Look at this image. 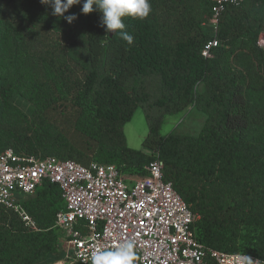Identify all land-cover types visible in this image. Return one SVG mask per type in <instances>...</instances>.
I'll use <instances>...</instances> for the list:
<instances>
[{
	"label": "trees",
	"instance_id": "obj_1",
	"mask_svg": "<svg viewBox=\"0 0 264 264\" xmlns=\"http://www.w3.org/2000/svg\"><path fill=\"white\" fill-rule=\"evenodd\" d=\"M149 2L147 18H122L128 44L99 26L101 13L83 14V0L61 17L40 0H0V152L114 164L125 175L145 174L158 155L164 181L198 216L195 238L264 262V0L225 6L209 58L200 50L213 0ZM138 106L148 124L140 150L123 133ZM192 107L204 115L195 135L160 134L166 115ZM24 206L40 230L0 208V264H52L59 187L44 180Z\"/></svg>",
	"mask_w": 264,
	"mask_h": 264
},
{
	"label": "built area",
	"instance_id": "obj_2",
	"mask_svg": "<svg viewBox=\"0 0 264 264\" xmlns=\"http://www.w3.org/2000/svg\"><path fill=\"white\" fill-rule=\"evenodd\" d=\"M242 0H213L211 15L203 26L211 38L204 43L203 58L213 55L221 12ZM264 43V41H262ZM143 175L122 174L114 164L90 161L83 166L55 156L36 158L0 152V208L25 229H40L24 206L44 180L59 187L64 203L54 217L62 230L72 264H87L95 248H112L131 240L136 264H238L243 253L224 252L199 242L192 231L198 219L171 182L164 181L158 155L144 166ZM249 257L253 264L260 261ZM262 262V261H261Z\"/></svg>",
	"mask_w": 264,
	"mask_h": 264
},
{
	"label": "clouds",
	"instance_id": "obj_3",
	"mask_svg": "<svg viewBox=\"0 0 264 264\" xmlns=\"http://www.w3.org/2000/svg\"><path fill=\"white\" fill-rule=\"evenodd\" d=\"M42 4L51 5L53 14L61 17L74 4H80L81 0H40ZM95 5V8L93 7ZM93 11L101 13L99 26L105 31L116 33L128 44L134 42V37L125 31L124 17L143 20L152 11L149 0H83L81 12L88 14ZM71 24L77 16L75 14L64 17ZM87 264H136L137 253L133 241L128 240L119 243L112 248H95L90 256L86 257ZM238 264H253V261L242 254L238 257ZM256 264H264L257 261Z\"/></svg>",
	"mask_w": 264,
	"mask_h": 264
},
{
	"label": "rangeland",
	"instance_id": "obj_4",
	"mask_svg": "<svg viewBox=\"0 0 264 264\" xmlns=\"http://www.w3.org/2000/svg\"><path fill=\"white\" fill-rule=\"evenodd\" d=\"M93 7L95 8V5ZM203 28L205 31L209 30L208 27L203 26ZM262 41H264V33L260 34V37L257 42V45L260 48L264 49V43H262ZM202 88V84L198 83L196 91L201 92ZM18 101L20 103L21 109L25 112H28L29 106L22 103L21 100ZM203 121L204 115L202 114V112L199 109L192 107L185 112L173 115H166L163 118L160 134L166 135L172 130H175L179 134L195 135L200 130ZM123 133L128 147L136 150L142 149V141L148 133V124L145 118L144 109L142 107L138 106L133 112L131 119L124 124ZM31 198L27 200H30ZM50 228L55 230V233L57 235V254L50 257V261H52V264H72L71 259L69 258V248L67 246L66 240L64 239V234L62 230L56 227L54 223L51 227H49V229Z\"/></svg>",
	"mask_w": 264,
	"mask_h": 264
},
{
	"label": "water",
	"instance_id": "obj_5",
	"mask_svg": "<svg viewBox=\"0 0 264 264\" xmlns=\"http://www.w3.org/2000/svg\"><path fill=\"white\" fill-rule=\"evenodd\" d=\"M114 35V33L108 32V36L112 37Z\"/></svg>",
	"mask_w": 264,
	"mask_h": 264
}]
</instances>
